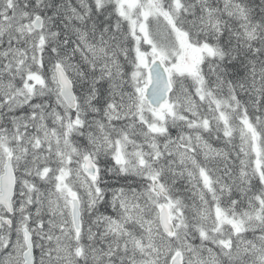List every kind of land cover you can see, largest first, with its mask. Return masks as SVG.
Masks as SVG:
<instances>
[{"label": "snow or ice", "instance_id": "6c2138e0", "mask_svg": "<svg viewBox=\"0 0 264 264\" xmlns=\"http://www.w3.org/2000/svg\"><path fill=\"white\" fill-rule=\"evenodd\" d=\"M0 264H264V0H0Z\"/></svg>", "mask_w": 264, "mask_h": 264}]
</instances>
